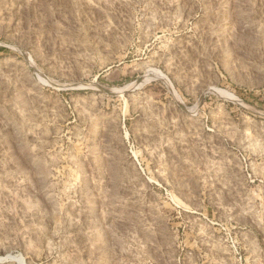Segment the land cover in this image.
<instances>
[{
  "label": "rangeland",
  "instance_id": "1",
  "mask_svg": "<svg viewBox=\"0 0 264 264\" xmlns=\"http://www.w3.org/2000/svg\"><path fill=\"white\" fill-rule=\"evenodd\" d=\"M0 264H264V0H0Z\"/></svg>",
  "mask_w": 264,
  "mask_h": 264
}]
</instances>
